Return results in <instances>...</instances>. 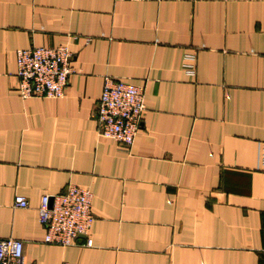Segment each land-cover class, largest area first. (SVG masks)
I'll return each mask as SVG.
<instances>
[{
	"label": "crops",
	"instance_id": "crops-1",
	"mask_svg": "<svg viewBox=\"0 0 264 264\" xmlns=\"http://www.w3.org/2000/svg\"><path fill=\"white\" fill-rule=\"evenodd\" d=\"M62 43L63 95L22 96L16 49ZM106 74L144 88L130 145L92 115ZM263 144L264 0H0V238L25 261L264 264ZM69 183L92 191L89 232L46 242L40 196Z\"/></svg>",
	"mask_w": 264,
	"mask_h": 264
},
{
	"label": "built area",
	"instance_id": "built-area-1",
	"mask_svg": "<svg viewBox=\"0 0 264 264\" xmlns=\"http://www.w3.org/2000/svg\"><path fill=\"white\" fill-rule=\"evenodd\" d=\"M72 52L67 44L35 45L16 49V88L24 97H60L73 71ZM196 56L185 51L181 68L194 75ZM145 111L144 88L141 84L124 81L106 74L99 100L92 112L104 137L132 144ZM264 164V144L260 152ZM13 205L26 207L23 194L14 196ZM92 191L85 186L69 183L65 190L44 193L38 204V220L45 226L44 240L61 245L73 244L79 234H88L92 222ZM90 237L85 244L90 245ZM0 264H35L27 262L23 241L8 236L0 238Z\"/></svg>",
	"mask_w": 264,
	"mask_h": 264
}]
</instances>
